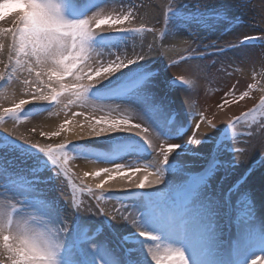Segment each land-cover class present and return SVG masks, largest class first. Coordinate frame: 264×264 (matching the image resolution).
Segmentation results:
<instances>
[{
    "label": "snow or ice",
    "instance_id": "1",
    "mask_svg": "<svg viewBox=\"0 0 264 264\" xmlns=\"http://www.w3.org/2000/svg\"><path fill=\"white\" fill-rule=\"evenodd\" d=\"M105 7L80 15L78 0H0V23L7 19L10 25L0 28V33L11 37L7 64L0 69V86L9 84L13 73L23 69L27 75L22 79V86L28 89L16 97L10 107L0 108V122L28 119L32 115L24 114L26 106L34 104L45 105L47 111L62 106L66 114L73 108H86L89 103L97 101L90 97L94 88L144 60L143 52L130 55L112 51L107 34L119 33L129 37L142 29L130 27L136 18L132 11L108 12ZM9 14H13L10 19ZM173 18L206 24L210 17L199 10L185 17L182 9L169 7L165 22ZM252 40H264V37L246 35L232 47ZM4 50L5 44L0 43V53ZM0 63L4 61L0 60ZM178 79L187 83L183 77ZM151 82L152 73L148 71L122 88V96L134 97L133 102L139 105L141 111L137 118L141 122L132 123L128 118H110L109 115L97 117L95 113L86 114L85 111L71 112L72 119L83 117V123L69 129L77 139H83L85 125L86 134L90 137L128 132L140 137L154 153L153 162L143 167V179H133L142 171L141 167L117 162L120 158L104 159L82 150L75 152L79 157L112 164V167L84 173L85 176L100 178L96 189L103 191L108 185L109 193H132L130 199H135L138 193L140 197L138 203L132 204L119 199L118 206L111 212L106 213L99 208V214L105 219L97 225L82 220L79 204L70 198L66 207L71 208V216L75 217L71 228L66 221H60L62 226L56 229L49 227L58 222L59 213L39 196L38 183L44 170H50L53 178L60 180L66 188L70 187L74 196L76 184L68 167L71 159L68 149L75 146L73 140L65 139L55 145L27 141L20 144L19 147L26 145L35 149L37 155H25V162L33 161L28 168L31 178H25L18 184L4 165L11 153L19 155L17 142L20 141L0 135V177L6 180L0 184V264H257L264 258V222L258 229L254 221L244 224L227 251L215 227L219 212L231 206L233 195L240 191L254 169L249 166L227 192L214 197L207 194L211 176L221 169L227 174L237 167L238 161L222 159V155L229 150L233 153L244 150L222 144L219 140L195 139L201 122L206 121L210 128H216V124L203 112L199 114L200 122L194 125L193 139H185L177 115L175 123L168 119L173 110L162 97L157 98ZM234 89L235 86L231 93H225L220 108L236 102ZM230 94L231 100L227 98ZM247 96L245 91L239 99ZM105 107L107 105L100 102L99 111L103 112ZM258 110H264V98L260 100L259 109H252L243 116L255 118ZM146 114L158 116L156 120L162 130L153 125L145 126L143 118ZM69 123L71 120L66 119L58 130L42 135L59 137ZM210 142L213 147L203 155L202 169L197 172L188 170L181 160L182 153H188L192 143ZM177 172L183 174L180 184L166 180V176ZM117 177V184L109 183ZM87 190L89 193L93 191L91 186ZM112 196L106 194L102 199H111ZM36 217H41L39 225ZM117 219L130 226L129 235L121 236V243L116 246L98 239V234L105 228H115L113 221ZM161 242L167 245L163 252L160 250Z\"/></svg>",
    "mask_w": 264,
    "mask_h": 264
},
{
    "label": "bare ground",
    "instance_id": "2",
    "mask_svg": "<svg viewBox=\"0 0 264 264\" xmlns=\"http://www.w3.org/2000/svg\"><path fill=\"white\" fill-rule=\"evenodd\" d=\"M258 1V0H257ZM88 0H78V6L80 9H88V14L92 11L96 10L99 7L106 6L105 10L108 12H112L116 10L118 12L122 11H132L135 15V20L130 25L132 28H139V20L142 18V15L145 13L144 11L148 10L146 6V2L144 0H96V4H89L86 7ZM227 13L226 16L222 18V20L214 19L209 23L210 27L202 28L197 26H192V32L187 34V26L184 22L169 19L165 23H160L156 26V29H160L162 32L163 28L165 29V34L162 37V40L168 41L172 37H178L179 35H185V43L182 45H178L174 50L165 55L166 61H168V67L162 71L161 75L158 77L152 78L151 87L152 90L157 94V98H163L164 101L170 106L173 110V113L168 117L170 121L175 123V115H177L182 126L186 124L188 129L186 131H182L185 139L191 140L193 139L192 133L195 131L194 125L197 122H200V113L203 112L204 115L212 120L213 123L216 124V128L212 129L208 126L207 122H201V126L198 132H196L195 139H209L210 141L217 140V135L225 130L226 124L235 116H239L245 111L249 110L252 106L255 105L257 98L259 97L258 91L254 92L253 89L258 85L263 83L264 76V48L262 47H240L239 49L233 48L232 45H238L240 39H242L246 35L256 36L260 33V29L263 26L264 28V17H262L261 11L258 10L257 18L251 17V5L246 9V14L244 16L245 23L242 21L234 22L235 19V8L233 5L234 0H227ZM92 5V6H91ZM151 9V8H150ZM175 9V8H174ZM14 14V13H13ZM9 14V19L11 15ZM153 14V13H149ZM191 15V13L184 14L185 17ZM148 16V15H146ZM259 23L260 25H257ZM156 24V21H154ZM208 25V23H207ZM8 20L6 19L3 23H0V28L8 27ZM126 26H129L126 24ZM153 26V25H152ZM147 27V26H146ZM163 27V28H162ZM190 28V27H189ZM4 33H0L2 36ZM137 40L136 43L132 42L123 43L122 41H116L113 39V44H110L113 47L112 51L114 52H127L130 55H134V53L143 52L144 54L149 53L152 48L151 39L148 34L143 33L142 31L136 32ZM121 35L119 33L107 34V39H111ZM261 35V34H260ZM4 36V35H3ZM7 39H5L6 41ZM9 42V40H8ZM0 43H3L0 41ZM5 44V50L3 53H0V60H3L4 63H0V69H3L7 64V56H8V48ZM223 50V51H222ZM185 53H190L193 56L191 60H187L184 57ZM182 57L184 59H182ZM107 59V57H104ZM179 59V61H178ZM179 62V63H177ZM131 68V67H130ZM130 68L125 69L124 72L117 73L116 76L112 77L110 81H104L103 84L98 85L93 90L101 91L106 88H112L115 86L117 82H123L127 76L126 73L130 70ZM136 70H133V75H136ZM257 73H261V75H257ZM124 75V80L122 79ZM131 76L127 81L131 79ZM179 77H183L187 83H182L178 79ZM119 78V81L116 79ZM116 81V82H115ZM177 81V82H173ZM130 83V82H127ZM233 86H235V97L236 102L225 104L223 108H220L219 105L223 103L225 98V93H231L233 90ZM8 88H15V92L10 101L6 102L3 100L4 96L8 94ZM28 91L27 88L20 85L17 86L15 83L9 84L6 89H4L0 93V108L2 107H10L13 100L16 97L20 96L23 93ZM248 92V96L243 100H240L239 97L243 92ZM93 92V91H91ZM5 94V95H4ZM228 99H232L231 94L227 97ZM130 99V100H129ZM134 97L131 96L123 97L121 100L117 101H109L104 102L108 107L103 112L99 111V109H95L97 104L100 102L93 101L89 103L86 108H73L67 114L62 110V106L60 108H54L53 110L42 114L39 117L25 120L21 123L22 128L28 132L29 137H34L38 143L44 144H58L65 139L73 140L74 142H80L86 146H94L95 141H101V146L105 147L107 150H115L116 140H128L132 141L131 137L138 139L139 141L144 142L140 137L135 136L132 133L128 132H117V133H105L101 136H88L86 134L87 125H85V134L83 139H77L72 135L69 129L76 128L79 123H83V117L77 116L72 119L71 112H81L85 111L88 113H95L97 117L99 115H109L110 118H128L132 123L141 122L137 118V113L141 111L138 104L133 103ZM109 113V114H108ZM157 117H152L151 115L146 114L144 116V121H146L145 126L153 125V127H157L158 130H162L160 124L156 120ZM66 119H70L71 123L65 125V131L61 133L59 137H45L42 135L44 132H52L59 129V126L65 122ZM3 132L7 133L8 130L12 127L10 123H5L2 125ZM34 129V130H33ZM151 131V129H150ZM244 139H240L241 142ZM114 143V144H113ZM232 147L234 145H231ZM238 148H242V144L237 145ZM213 147V143L201 144L197 145L192 143L189 146L188 153L181 155V160L187 165V169L193 172L200 171L202 169V165L204 164L203 155H206L208 151ZM78 152V150H75ZM199 153V155L197 154ZM243 155L239 154V152L234 153L232 159L236 161H240ZM144 161L139 165L142 171L133 176V179H143L144 172L143 167L145 164L152 163L154 160V153L151 154L150 157L144 156L142 158ZM120 163H123L121 161ZM75 168H77L78 173L82 177H86L87 182L90 184L92 188L95 187L96 183L99 182V177L93 176H85L86 172H95L98 171L102 167H112V165L98 162L94 159H86L83 161H78L74 163ZM154 169H149L152 171ZM238 170L233 169V173H237ZM9 175L11 174L8 171ZM53 175V174H52ZM260 175V171L255 174L254 180L258 178ZM15 176V175H14ZM152 179V177H149ZM183 179L182 172H177L176 174H169L166 176V180L172 184L178 185L181 183ZM225 180V186H228L227 189L234 183V176L225 174L224 170L217 171L213 179L209 184H213V190L219 186V184ZM6 182V180L0 177V184ZM119 182V177L116 180L110 181V184H117ZM259 180L250 186L251 189L254 190L252 196L250 197L251 203V211L260 208L257 215L255 214L246 222L241 221V217L238 212L232 207L229 208L227 213L219 212L215 219V227L217 234L220 238V241L223 244L224 249L227 251L230 244H233L237 237L240 235L241 227L244 224L250 223L252 221L255 222L257 229L260 224L264 222V193L261 192V188L264 186L263 183L258 184ZM54 185L57 191H42L46 188L38 185V190H40V194L46 195L50 197L52 200H47L49 207H53L55 210H58V222L48 225L49 227L56 229L61 225L60 221H66L69 228H71L70 217L68 215V211L65 210L64 202L60 201L58 198V194L67 190L64 184L61 183L60 180L56 179ZM260 185V188H256ZM211 187V191H212ZM69 188V187H68ZM95 189V188H94ZM109 186L105 185V191H108ZM209 189H207L208 191ZM209 190V191H210ZM102 190L95 189V194H99ZM56 194V195H55ZM119 195V194H118ZM2 198V197H0ZM101 203V202H100ZM133 202H128L126 204H132ZM138 203V202H136ZM101 204H103L106 213L111 212L112 209L118 206V202L114 200H104ZM235 207V206H234ZM226 216V219L223 217ZM39 217H36V220ZM47 220V217H44ZM41 220V219H40ZM82 220L88 221L90 224L92 220H88L87 217H84ZM69 222V223H68ZM115 225V231L118 234V239L121 240V236L129 235L128 228L130 226L124 224L123 221L117 219L113 221ZM108 235L106 232L102 231L98 234V239L106 240L110 242L113 246L114 242L108 239ZM166 242L160 243L161 252L164 251L166 247ZM191 252L192 249L190 248ZM264 260L257 261V264H261Z\"/></svg>",
    "mask_w": 264,
    "mask_h": 264
},
{
    "label": "rangeland",
    "instance_id": "3",
    "mask_svg": "<svg viewBox=\"0 0 264 264\" xmlns=\"http://www.w3.org/2000/svg\"><path fill=\"white\" fill-rule=\"evenodd\" d=\"M146 2V6L148 8V10L144 11L145 13L142 15V18L139 20V26H143V25H147V26H151L148 27L150 29H152L148 34V36L151 39V45L152 48L150 49L149 53L144 54L145 58L143 61H140L139 65H133L131 66L130 70L126 73V76H129L131 74V72H133V70H137V68L143 67L146 64H150L152 66H148L146 68H152L155 67L159 70V75L161 74V72L163 70H165L169 65L168 61H166V59L164 58L165 55L167 53H170L172 50H174L176 47H178V45H183L186 41H185V35H179L178 37L174 36L172 38H170L168 41L162 40V36L158 33L160 29H156V26L159 25L160 23H164L165 22V14L168 13V9L169 7H172L173 9H182V14H187V13H193L195 10H199L200 12H205L209 14V20H208V25L203 24V26L201 24L197 25L196 23H188V22H184L186 24L187 28V32L191 33L192 32V28L194 26H197L198 28L202 26V28H208L210 27L209 23L211 21H213V17L215 16L216 12L220 14V16L224 15L227 13V6H228V2L227 0H144ZM95 2V1H93ZM251 5V9L252 11H250L251 17L252 18H257V14H258V10H262L260 13L262 14V17H264V0H234V3L232 6H234L235 11L234 14L236 17L235 21L237 22L240 19H244V16L246 14V9H248V7ZM151 8V9H150ZM153 13V14H149V13ZM148 15V16H146ZM213 18V19H212ZM175 19V18H173ZM154 21H156V24H154ZM183 22V21H182ZM257 25H260L259 23H256ZM153 25V26H152ZM193 26V27H192ZM261 26V25H260ZM190 27V28H189ZM192 27V28H191ZM262 28L260 29V33L258 34L259 37H264V28L263 26H261ZM261 34V35H260ZM4 35V36H3ZM2 36H0V41L3 43H9L8 45H6V47L8 48V46L10 45L11 42V37L3 34ZM5 39H7L5 41ZM138 38L134 37L131 39L125 40L127 41V43H129L130 45L132 44V42L136 43V40ZM9 40V42H8ZM130 40V41H129ZM262 42L260 43L261 46L264 48V40H261ZM188 57V59H190L191 57H193L191 54L186 55ZM146 68H142L140 70V72H142L144 69ZM139 72V73H140ZM138 73V74H139ZM27 73L23 70L20 69L19 72L17 73H13V80L11 81V83H15V85L20 86L22 85V79L24 76H26ZM156 76V77H158ZM124 78V75L122 76ZM155 77V78H156ZM264 77V76H263ZM122 78V79H123ZM116 81H119V78L116 79ZM115 81V82H116ZM120 81L118 82V84H116L113 89H109L106 88L104 90L99 91L100 94H111L113 92H116L121 86H123L125 83H121L119 84ZM257 88L255 87L253 89L254 92L258 91L259 93V97L262 99L264 98V78H263V83L256 85ZM26 88V87H25ZM8 94L6 96H4L3 100H6V102L10 101V99L13 97L11 95L14 94L15 92V88H8ZM11 93V95H10ZM5 95V94H4ZM258 99V98H257ZM134 103V102H133ZM1 104V103H0ZM96 105H98L97 107H95V109H99L100 104L95 103ZM29 106H34V107H41L44 106L42 104H34V105H29ZM110 108V107H105V109ZM104 109V110H105ZM109 114V113H108ZM22 124H14L12 125V127L9 130L8 134L13 135L14 138H21L22 141H30L29 143H37L38 141L34 138V137H29L27 134L28 132L26 130H24L21 126ZM246 139L243 141V147L242 149L244 150L242 152V159L237 163V170L238 172L234 175V177L238 178L241 174H243L245 172V170L251 166L254 171L253 173L248 177V180L245 182V184H243L241 186V189L238 193L234 194L232 197V203L235 204V206L242 212H247V216L242 218V222H246L247 220H249L251 217H253L255 214L257 215L258 211L260 210V208L258 209V207L256 209H254L253 211H251L250 207V197L252 196L254 190L250 188V186L259 180L258 184L263 183L264 184V110H262L249 124L246 125ZM1 131V128H0ZM2 133V132H0ZM27 133V134H26ZM249 133H251L249 135ZM132 140H134V143H140V141L136 138L131 137ZM101 141H106V140H100V141H95L93 148H85L84 151H86L87 153L91 154V155H99V156H103L102 154H100V152L98 151V149H103V146H101L100 142ZM120 143V144H119ZM129 141L124 139V140H116L115 141V145L116 146L114 151H110L113 153H115V151L118 150H124L126 147L129 146ZM114 144V143H113ZM228 144V142L226 143ZM132 147H136V145H133ZM83 148V149H84ZM82 149V150H83ZM97 149V150H96ZM19 151V155H17L16 152H13L10 154V156H8L6 158V164L4 165L8 171L11 174L14 173H19L18 177L15 175H13V178L17 180L18 184L20 181H22L25 178H31L29 173H28V168L31 166V164L33 163V161L31 159L27 160L25 162L24 157L25 154L23 153L24 151H21L20 149H18ZM95 151V152H94ZM106 150H102L101 152L103 153ZM108 151V153H110ZM232 151H227L225 154L222 155V159H228L231 160ZM122 153V152H121ZM36 156V155H35ZM120 160H118L117 162H121L123 161L124 164L128 165H136L139 166L140 164H142L144 161L142 160L141 156H136L133 154H122L120 157ZM79 161V157H75V162L77 163ZM71 169V173L73 176V181L76 184V192L74 194V196L71 193V188H67L66 191L61 192L58 194V198L59 200L62 202H64V207L65 209L68 211V215L70 217V224L72 226V222L75 219L74 216H71V208H67L66 205L68 204L70 198L74 200L75 203L79 204V207L81 209L80 211V217L81 219H83L84 217H87L88 220H92V223L94 225L99 224L101 221H103L105 219L104 215L99 214L98 209L99 208H104L103 204H101L98 201L99 195L95 192L94 188H92V193L88 192V186H90V184L87 182L86 177H82L80 176V174L78 173L77 168H72V166L70 167ZM127 170V169H126ZM260 171V175L258 176V178L256 180H254V176L255 174ZM46 174V170L42 171L40 176V180H44L43 182V186L46 188L45 190L42 191H49L50 193H52L51 191L55 188L54 186V181L53 178L51 179L50 176H45ZM229 175H233V170L230 169L228 172ZM20 180V181H18ZM5 183V182H4ZM223 183H220L218 187L215 188V190H212L210 192H208L207 194L211 197H214L216 195H220L224 193V188L226 189L228 186H225ZM2 184V183H1ZM256 188H260V185H258ZM0 191H2V189H0ZM55 191H57V189L55 188ZM56 195V194H55ZM46 197V196H45ZM47 200H51L50 197H46ZM86 209H90V211L86 210ZM224 212H226V209H223ZM222 212V210H221ZM41 217H39L36 222L37 225H39ZM45 219V218H43ZM69 223V222H68ZM107 234L109 236H114L115 238V232L111 229V227L109 228H105L104 229Z\"/></svg>",
    "mask_w": 264,
    "mask_h": 264
}]
</instances>
